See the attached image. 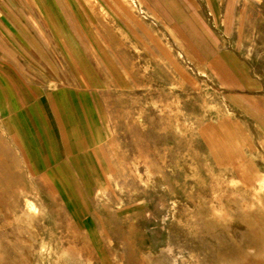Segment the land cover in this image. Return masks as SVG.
<instances>
[{"label":"rangeland","instance_id":"obj_1","mask_svg":"<svg viewBox=\"0 0 264 264\" xmlns=\"http://www.w3.org/2000/svg\"><path fill=\"white\" fill-rule=\"evenodd\" d=\"M231 2L225 20L207 28L194 16L180 32L232 52L204 56L222 70L184 87L185 119L172 81L165 97L145 86L148 73L171 79L164 71H132L137 86L129 71L41 72L37 112L0 122V264H264V0ZM149 88L165 102H146ZM238 102L259 128L244 165L229 167L194 133V112L238 116Z\"/></svg>","mask_w":264,"mask_h":264},{"label":"crops","instance_id":"obj_2","mask_svg":"<svg viewBox=\"0 0 264 264\" xmlns=\"http://www.w3.org/2000/svg\"><path fill=\"white\" fill-rule=\"evenodd\" d=\"M231 5V0H0V122L8 117L30 118L27 112H37L42 101L41 72L56 65L68 70L73 64L95 73L98 80L107 70L129 71L135 86L132 71L136 69L164 71L165 78L171 74V79H153L148 73L150 83L145 86H157L155 93L167 96L169 83L165 82L172 81L171 86L178 89L176 118L185 119L184 87L196 84V72L222 70L215 66L221 61L218 57L208 62L204 56L232 52L202 46L200 36L198 46H189L180 32L194 16L205 25L225 20L227 11L222 15L219 8ZM44 83L49 102L56 85ZM152 95L153 90L146 89V102H165ZM236 105L242 109L238 116L223 107L214 116L203 108L194 112V133L202 137L208 150L216 142V148L227 152L233 160L224 165L229 167L244 165L243 144L252 142L250 135L259 128L258 111L246 110L239 102ZM176 133L185 134L184 121ZM180 145L185 149L183 142Z\"/></svg>","mask_w":264,"mask_h":264},{"label":"bare ground","instance_id":"obj_3","mask_svg":"<svg viewBox=\"0 0 264 264\" xmlns=\"http://www.w3.org/2000/svg\"><path fill=\"white\" fill-rule=\"evenodd\" d=\"M27 208L32 212H37L38 208L36 207L35 203L31 200H28L26 203Z\"/></svg>","mask_w":264,"mask_h":264}]
</instances>
